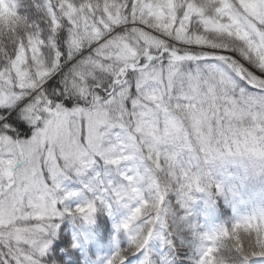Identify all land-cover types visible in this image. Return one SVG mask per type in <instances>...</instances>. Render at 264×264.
<instances>
[{"label":"snow or ice","instance_id":"snow-or-ice-1","mask_svg":"<svg viewBox=\"0 0 264 264\" xmlns=\"http://www.w3.org/2000/svg\"><path fill=\"white\" fill-rule=\"evenodd\" d=\"M254 177L264 0H0V264H264Z\"/></svg>","mask_w":264,"mask_h":264},{"label":"trees","instance_id":"trees-1","mask_svg":"<svg viewBox=\"0 0 264 264\" xmlns=\"http://www.w3.org/2000/svg\"><path fill=\"white\" fill-rule=\"evenodd\" d=\"M244 198L248 201L246 208H242L244 213H250L253 210H259L264 207V201L261 196L264 195V180L259 177H254L248 184L247 188L243 189ZM228 215H231V210H226ZM227 217H225L226 219ZM227 249V242L224 240L217 241L213 246V252L217 253L216 256L209 257V264H227V257L229 256ZM70 264V262H69Z\"/></svg>","mask_w":264,"mask_h":264}]
</instances>
